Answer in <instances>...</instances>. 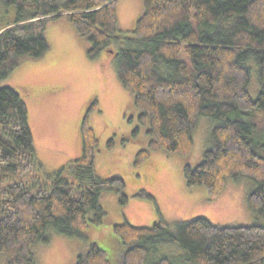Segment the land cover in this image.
<instances>
[{
	"label": "trees",
	"instance_id": "1",
	"mask_svg": "<svg viewBox=\"0 0 264 264\" xmlns=\"http://www.w3.org/2000/svg\"><path fill=\"white\" fill-rule=\"evenodd\" d=\"M117 0H0V81L23 59L49 50L46 28L64 21L86 43L95 59L112 44L116 77L132 95L137 126L106 142L112 151L138 141L147 145L134 156L140 166L153 151L179 156L192 151L199 116L214 120L202 160L184 164L189 188L203 186L209 200L229 178L249 177L251 212L264 217V0H143L132 36L119 33ZM256 68L259 90L249 93ZM91 99L87 112L94 111ZM81 155L43 175L33 146L28 109L18 92L0 86V256L4 264H36L31 246L48 243L49 233L85 240L84 230L101 225L104 192L120 205L128 195L120 177L101 178L94 169L98 139L84 115ZM159 219L150 227L128 221L113 225L127 248L120 264H264V225L217 226L197 217L169 225L154 198ZM178 246L183 255L161 254ZM73 264H111L104 250L88 243Z\"/></svg>",
	"mask_w": 264,
	"mask_h": 264
},
{
	"label": "rangeland",
	"instance_id": "2",
	"mask_svg": "<svg viewBox=\"0 0 264 264\" xmlns=\"http://www.w3.org/2000/svg\"><path fill=\"white\" fill-rule=\"evenodd\" d=\"M117 3L119 33L131 37L133 21L143 11V0ZM46 37L49 50L43 57L21 60L9 76L0 81V86L13 88L26 103L40 172L52 174L81 155L80 125L87 114V122L98 139L95 172L101 178H122L128 202L120 205L114 191L104 192L100 201L105 212L104 222L87 227L83 232L85 240L49 233L48 243L37 242L31 246L36 264H73L77 255L86 251L88 243H95L104 250L111 264H120V255L127 246L120 243L113 225L126 220L136 227H150L159 219L153 202L136 196L140 191L154 198L161 218L169 225L197 217L217 226L264 225V217L251 212L247 205V196L255 187L251 178H229L223 191L213 200H209L203 186H186L182 167L184 164L195 166L202 160L213 119L199 116L189 155L153 151L140 166H135V154L146 147L149 139L144 129L135 143L112 151L106 150L105 145L113 135H128L138 125V110L132 103V95L118 81L113 63L114 54L122 44H112L111 49L90 59L86 43L70 24L50 23ZM258 90L254 68L249 86L253 99ZM91 99L97 101V107L87 112ZM160 250L161 254L177 258L183 255V251L172 244ZM4 263V257L0 256V264Z\"/></svg>",
	"mask_w": 264,
	"mask_h": 264
},
{
	"label": "crops",
	"instance_id": "3",
	"mask_svg": "<svg viewBox=\"0 0 264 264\" xmlns=\"http://www.w3.org/2000/svg\"><path fill=\"white\" fill-rule=\"evenodd\" d=\"M117 2H119V0L117 1ZM117 14L119 13V4L117 3ZM117 21H118V17H117Z\"/></svg>",
	"mask_w": 264,
	"mask_h": 264
}]
</instances>
